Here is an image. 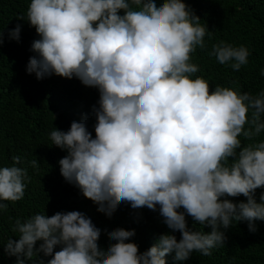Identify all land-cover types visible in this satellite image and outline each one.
I'll return each mask as SVG.
<instances>
[{"label": "clouds", "instance_id": "obj_1", "mask_svg": "<svg viewBox=\"0 0 264 264\" xmlns=\"http://www.w3.org/2000/svg\"><path fill=\"white\" fill-rule=\"evenodd\" d=\"M27 21L39 36L27 73L76 77L99 92L94 138L83 120L50 132L52 144L67 152L58 161L61 176L108 215L121 202L159 206L180 239L163 233L138 252L130 240L135 230L118 227L104 248L101 228L84 213L41 212L14 221L18 239L10 237L4 250L15 264H45L34 259L38 253L51 256L46 264H166L169 254L183 262L194 251L210 256L233 221L256 231L254 221H264V191L259 202L255 195L264 186V139L242 146L239 137L264 131V90L252 95L216 85L210 93L206 79L192 78L199 68L190 54L206 47L210 31L183 0H30ZM19 33L18 24L9 35L18 40ZM209 55L239 71L250 52L220 41ZM12 161L0 167V201L21 200L30 180L17 166L22 158ZM28 164L39 167L36 158ZM241 194L246 201L225 198ZM7 208L0 203V211ZM185 214L211 230L189 229Z\"/></svg>", "mask_w": 264, "mask_h": 264}, {"label": "trees", "instance_id": "obj_2", "mask_svg": "<svg viewBox=\"0 0 264 264\" xmlns=\"http://www.w3.org/2000/svg\"><path fill=\"white\" fill-rule=\"evenodd\" d=\"M161 2V0H158ZM192 12L200 18L210 33L204 40L206 47H196L190 54V62L198 65V72L192 78L201 76L209 82V92L216 85L233 88L241 93L256 95L264 90V0H183ZM30 0H0V167L11 166L13 156H20L30 180L26 182L24 197L19 201H0L8 204L7 211H0V264H15L16 257L9 256L5 243L11 237L14 221H22L35 213L44 212L51 216L56 212L80 211L101 228L99 244L107 248L111 240L109 231L118 227L134 229L130 240L137 244L138 252L147 250L163 233L171 230L163 223L158 207L153 211L146 206L133 209L128 202H121L111 215L98 211V206L85 198L79 188L68 183L59 171V159L67 152L52 144L50 132L67 131L71 122L83 120L87 130L95 136L96 118L94 106L98 107L99 92L95 87L83 85L76 77L64 78L49 75L37 79L26 72L33 40L39 39L34 26L27 21ZM120 14H123L122 10ZM23 17L24 19H20ZM20 25L19 39L10 37L9 32ZM224 41L234 47L244 45L249 49L248 63L239 71L230 64H219L209 52L214 44ZM250 116V112L248 113ZM249 125H245L247 129ZM243 144L264 139V131L253 140L242 135ZM39 163L32 168L28 161ZM264 186L255 190L257 202ZM234 203L246 201L241 194L225 197ZM183 211V208L178 209ZM186 225L193 231L209 232L208 226L196 223L185 214ZM256 231H249L247 221H233L225 231L226 240L222 246L213 248L210 256L193 252L187 261L166 256V264H264V221H254ZM180 239L179 231L171 233ZM41 242L37 241L34 247ZM60 246L54 247V252ZM23 259V257H21ZM34 259H43L45 264L51 256L38 253ZM27 264V262H26Z\"/></svg>", "mask_w": 264, "mask_h": 264}]
</instances>
